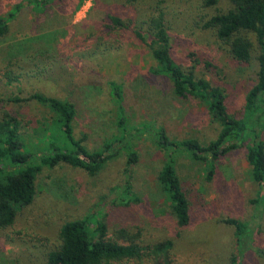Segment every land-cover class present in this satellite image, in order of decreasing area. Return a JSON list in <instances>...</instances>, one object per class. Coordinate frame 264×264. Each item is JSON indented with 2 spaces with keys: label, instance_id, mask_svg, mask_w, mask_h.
<instances>
[{
  "label": "rangeland",
  "instance_id": "1",
  "mask_svg": "<svg viewBox=\"0 0 264 264\" xmlns=\"http://www.w3.org/2000/svg\"><path fill=\"white\" fill-rule=\"evenodd\" d=\"M84 4L85 0H0V17L15 12L9 35L0 39V112L19 118L27 144L50 113L34 102L15 105L2 100L41 93L70 101L76 109L74 136L89 151L115 137H126L117 128V106L109 96V82L121 87L128 130L150 126L162 128L175 141L195 139L207 145L214 140L220 127L205 107L193 98L174 95L171 81L154 73L155 61L134 34L139 30L145 34L149 18L159 15L173 60L183 69L194 66L197 77L221 87L228 112H239L253 85L256 64L240 67L213 31L204 28L210 16L230 7L228 0L210 8L202 0H141L133 6L126 0H92L84 18L73 23ZM106 12L128 27L111 30L104 19ZM11 57L22 58L24 75L19 84H9L2 77ZM129 135L138 156L133 165L126 164L125 152L120 151L95 176L66 164L44 166L36 176L33 203L19 212L12 227L0 229V264H46L48 253L59 245L61 226L93 215L106 225L107 238L125 244L115 234L120 226L108 212L126 184L136 201L129 207L124 201V206L120 204L128 213L122 226L131 232L128 239L135 241L132 235L138 236L139 248L168 240L173 243L174 264H227L232 254H239V264H264V201L254 203L263 193L251 181L245 147L217 162L208 181L204 164L181 152H161L148 135ZM169 158L190 203L191 220L185 228L175 224L157 184ZM228 218L254 231L250 247L243 252H238L233 228L223 222Z\"/></svg>",
  "mask_w": 264,
  "mask_h": 264
},
{
  "label": "trees",
  "instance_id": "2",
  "mask_svg": "<svg viewBox=\"0 0 264 264\" xmlns=\"http://www.w3.org/2000/svg\"><path fill=\"white\" fill-rule=\"evenodd\" d=\"M126 1L133 6L141 0ZM202 1L207 8L214 7L219 2ZM228 1L230 7L224 12L210 16L204 23V28L213 31L216 41L240 67H247L252 62L256 64L253 85L235 115L228 112L226 96L221 87L213 86L203 77H197L194 66L183 69L173 60L169 36L160 15L149 18L145 34L140 30L134 31L136 38L147 47L157 65L154 73L171 81L175 96L199 101L214 124L220 127L217 137L207 145H201L195 139L171 140L162 128L142 126L128 130L123 115L122 90L115 82L108 83L109 96L117 106V128L127 136L115 137L93 151H89L83 145V140H77L74 136L73 122L76 109L70 101L41 93H32L26 98L15 96L2 100L15 105L34 102L45 108L50 117L45 120L42 128L35 131L32 143L27 144V139L21 134L23 126L19 118L8 111L0 112V229L12 227L19 212L33 203L36 195V176L44 166L66 164L83 170L89 176H95L120 151L125 152L127 165L135 164L138 156L130 143L133 135L129 134H134V138L143 134L148 135L161 152L165 154L181 152L192 161L204 164L208 181L212 180L215 174L217 162L233 151L245 147L251 181L263 193L254 200V203L263 202L264 0ZM28 6L32 7L31 4ZM32 9L37 11L34 6ZM14 15L15 12L8 18L0 17V39L9 35L10 21ZM104 19L111 30L128 27L118 16L107 12ZM11 58L13 59L6 61L3 67L2 77L9 84H19L24 75L20 65L22 58ZM157 184L170 204L175 224L181 228L187 227L191 220L190 203L171 158L161 167ZM116 199L118 203L110 206L108 216L114 217V222L120 226L115 234L118 238L124 239L125 244L119 243L116 238H107V227L97 215L68 221L61 226L59 245L48 253L46 264H111L122 261L174 264L170 255L172 241H157L142 249L137 244L138 236L132 235L135 241L127 238L131 232L122 225L126 224L128 213L120 204L124 201L126 207H129L131 202L136 201L129 184L120 190ZM223 222L233 228V235L239 247L238 252L250 247L254 231L247 224L229 218ZM90 225L92 228H89ZM227 264H239V254H232Z\"/></svg>",
  "mask_w": 264,
  "mask_h": 264
},
{
  "label": "clouds",
  "instance_id": "3",
  "mask_svg": "<svg viewBox=\"0 0 264 264\" xmlns=\"http://www.w3.org/2000/svg\"><path fill=\"white\" fill-rule=\"evenodd\" d=\"M92 6V0H85V4L83 6V8L76 13L74 19H73V23H78L81 19L84 18V13L87 11V9L91 8Z\"/></svg>",
  "mask_w": 264,
  "mask_h": 264
}]
</instances>
